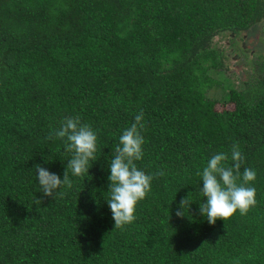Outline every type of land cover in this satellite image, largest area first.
<instances>
[{
	"label": "trees",
	"instance_id": "obj_1",
	"mask_svg": "<svg viewBox=\"0 0 264 264\" xmlns=\"http://www.w3.org/2000/svg\"><path fill=\"white\" fill-rule=\"evenodd\" d=\"M259 22L264 0H0V264H264V57L226 86L213 43Z\"/></svg>",
	"mask_w": 264,
	"mask_h": 264
},
{
	"label": "rangeland",
	"instance_id": "obj_2",
	"mask_svg": "<svg viewBox=\"0 0 264 264\" xmlns=\"http://www.w3.org/2000/svg\"><path fill=\"white\" fill-rule=\"evenodd\" d=\"M213 43L224 52L225 56L224 72L215 76L226 86L232 83L238 86L242 85L243 81L248 79L251 74V62L256 60L259 55L264 57V22L253 25L239 35H232L229 32L216 35ZM222 86L212 89L210 95L222 98L224 90L227 91ZM228 105V107H232V105ZM222 108L219 103L218 109Z\"/></svg>",
	"mask_w": 264,
	"mask_h": 264
}]
</instances>
